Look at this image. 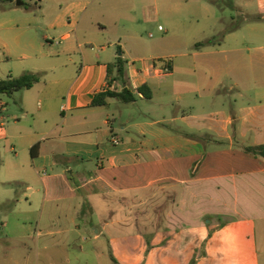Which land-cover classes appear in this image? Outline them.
<instances>
[{
  "label": "crops",
  "instance_id": "1",
  "mask_svg": "<svg viewBox=\"0 0 264 264\" xmlns=\"http://www.w3.org/2000/svg\"><path fill=\"white\" fill-rule=\"evenodd\" d=\"M156 4L0 0V81L41 76L32 89L10 96L19 107L11 116L21 125L7 129L0 116V143L18 150L13 179L29 185L23 194L27 207L5 196L15 209L0 219L1 235L13 238L12 217L18 213L23 235L30 217L39 228L51 209L57 223L37 241L36 254L24 256L26 264H71L60 256L61 245L75 244L70 235L60 244L57 237L64 232L81 242L107 236L114 242V229L123 227L109 214L93 238L85 234L93 232V223L58 226L62 204L92 216L97 198L109 211L122 203L130 205L127 210L152 204L140 213L151 226L139 239H153L144 264H264V160L244 152L264 145V43L252 57L251 39L239 27L222 43L204 47L210 51L198 50L192 63L175 54L164 66L142 62L127 68L132 54L117 49L125 38L140 45L133 25L141 12L148 21ZM230 40L237 46L219 50ZM118 58L126 62L122 81L109 69ZM145 85L149 98L138 92ZM123 88L135 101L109 98L105 106H92L98 94ZM134 110L142 117H134ZM3 113L9 109L0 99ZM0 242V263H19L4 238Z\"/></svg>",
  "mask_w": 264,
  "mask_h": 264
},
{
  "label": "rangeland",
  "instance_id": "2",
  "mask_svg": "<svg viewBox=\"0 0 264 264\" xmlns=\"http://www.w3.org/2000/svg\"><path fill=\"white\" fill-rule=\"evenodd\" d=\"M25 2L29 4L30 0H25ZM156 5L158 10L155 13L150 12L148 21L144 22L145 15L141 12L139 15L140 22L138 25H133L139 33L140 45L134 46L132 41L125 38L122 42V49H117L119 54L122 53L121 50L125 52V48L132 54L127 68L139 67L142 62L148 64L156 62L164 66L165 62L170 58L173 59L175 54H185V57L181 58L185 61L184 63H192V55L201 50L210 51V49L206 50L207 48L197 49L195 47L197 43L220 44L228 32L238 30L239 27L242 28L240 33L251 39L250 53L252 57L257 54L256 48L264 43V19H262V17L264 18V0H157ZM160 26L163 31L159 30ZM226 43L227 46H223L219 50L236 47L238 41L230 40ZM126 44L127 47H125ZM0 99L7 103L9 109V113H3L0 116H5L7 129L14 130L21 125V122L14 121L11 113L12 111L18 112L19 107H17L14 98L10 96L0 95ZM142 111L147 114L146 108H142ZM19 116L20 120H23L22 115ZM125 116L128 117L127 114ZM133 116L142 117L135 110ZM13 132L11 131V133ZM12 146L10 142L3 141L0 143V219L15 209L14 202L4 201L5 196H16L22 200V205H28L23 194L29 185L18 183L13 179L15 178L13 160L18 150H12ZM22 160L23 158L19 159V161ZM92 203L94 206V210L91 211L92 216L89 214V210L86 211L85 215H77V208H73L68 203L62 204L58 222L59 228L67 230L78 224L93 223L95 224L93 232L85 233L86 238H93L94 232L103 226V215L109 214L112 217H108L111 222L115 223L118 220L121 223L122 231L120 228L116 233L114 229V234H117L114 242H111L108 236L102 237L97 242L90 240L81 242L76 234L64 232L57 237L60 244L66 241L68 235L71 236L72 241H75V244L70 247L61 245L60 256L72 259L71 264H114L113 258L118 259V264H144L143 261L147 257L153 239L140 241L141 232L149 230L151 226L145 217L140 216V213L142 210H151L152 204H145L143 207L136 204L135 209L127 210L130 205L122 203L109 211L108 203L100 198L95 199ZM51 210L43 218L39 228L36 217H30L27 220L29 231L26 235H23L18 228L19 219H24L19 213L12 217L15 230L12 234L13 238L6 239V236L1 235L3 231L0 230V239L4 238L10 255L19 262L13 261L6 264H26L23 260L24 256L36 254L37 241L42 239L41 236H44L48 230L53 227L55 229L57 225L55 219L52 220L50 217ZM53 210L56 211L55 208ZM39 233L40 235H38ZM1 245L0 242V248ZM80 247H84L83 252H80ZM29 264L35 263L30 262ZM59 264L67 263L60 262ZM191 264H194V261Z\"/></svg>",
  "mask_w": 264,
  "mask_h": 264
},
{
  "label": "trees",
  "instance_id": "3",
  "mask_svg": "<svg viewBox=\"0 0 264 264\" xmlns=\"http://www.w3.org/2000/svg\"><path fill=\"white\" fill-rule=\"evenodd\" d=\"M210 42H200L195 45L197 49L210 46ZM109 69H116V81H122L125 76L126 62L122 58H118L117 61L109 66ZM41 80V76L38 74L26 73L20 77H9L5 80L0 81V95L11 96L17 92L30 90ZM147 86H143L139 89V93L143 94L145 97L149 98L146 93ZM109 98H115L124 103H130L135 101L136 96L128 88H123L122 91H108L106 93H101L95 96L92 102V106L99 107L107 105V100ZM36 147L32 149V153L35 151ZM244 152L256 158H261L264 160V145L262 146H251L246 147Z\"/></svg>",
  "mask_w": 264,
  "mask_h": 264
},
{
  "label": "built area",
  "instance_id": "4",
  "mask_svg": "<svg viewBox=\"0 0 264 264\" xmlns=\"http://www.w3.org/2000/svg\"><path fill=\"white\" fill-rule=\"evenodd\" d=\"M159 30H160V31H163V28H162V27H159ZM151 37H153V35H151ZM170 72H171V68L166 66V67L164 68V73H165V74H169ZM114 143H115V144H118V143H119V139L115 138V139H114Z\"/></svg>",
  "mask_w": 264,
  "mask_h": 264
},
{
  "label": "water",
  "instance_id": "5",
  "mask_svg": "<svg viewBox=\"0 0 264 264\" xmlns=\"http://www.w3.org/2000/svg\"><path fill=\"white\" fill-rule=\"evenodd\" d=\"M19 4H20V5H23V3H21V2H20Z\"/></svg>",
  "mask_w": 264,
  "mask_h": 264
}]
</instances>
